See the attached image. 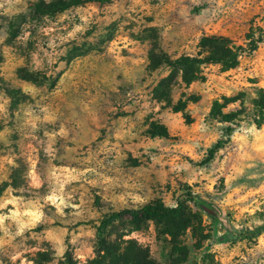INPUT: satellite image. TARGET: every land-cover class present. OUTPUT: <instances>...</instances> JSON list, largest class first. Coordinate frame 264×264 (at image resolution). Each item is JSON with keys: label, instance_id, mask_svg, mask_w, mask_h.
Segmentation results:
<instances>
[{"label": "rangeland", "instance_id": "rangeland-1", "mask_svg": "<svg viewBox=\"0 0 264 264\" xmlns=\"http://www.w3.org/2000/svg\"><path fill=\"white\" fill-rule=\"evenodd\" d=\"M35 1L0 0V264H110L101 239L152 264H264V0H108L52 16ZM259 32L233 68L165 84L171 102L196 97L183 112L153 96L170 70L147 67L149 53L171 62L202 36L244 45ZM213 103L232 133L203 165L227 126ZM153 121L165 138L147 134ZM159 203L187 214L173 239L150 219L98 234L107 214Z\"/></svg>", "mask_w": 264, "mask_h": 264}, {"label": "trees", "instance_id": "trees-1", "mask_svg": "<svg viewBox=\"0 0 264 264\" xmlns=\"http://www.w3.org/2000/svg\"><path fill=\"white\" fill-rule=\"evenodd\" d=\"M108 0H36L32 3V12L41 16H52L56 13L63 12L69 8L77 7L85 3H98L103 4ZM262 33L247 34L244 38V45H236L232 41L222 36H202L198 41V52L194 56L180 55L171 62L166 58H155L152 53H149V66L150 69H154L159 65L167 67L169 74L157 82L156 86L152 90L153 96L156 100L164 102V108L171 110L173 113L183 112L185 104L187 102H194L195 96H184L183 92L179 93L177 99L171 102L170 89L167 88V84L180 86L187 88L192 82L202 80L201 68L208 64H217L224 69L233 68L238 57L241 55H250L253 53L258 44L261 42ZM166 84V85H165ZM9 95L14 94V91H8ZM257 107L260 111H264V99L262 98L257 102ZM220 107L213 103L210 115L212 118H217L219 122L226 123L223 136L217 139L211 146L205 151V156L202 159V164L209 163L216 152L220 150L229 139L232 133V119L230 114H222ZM147 134L151 138H165L166 130L157 121L150 122L147 125ZM189 199L194 200L191 196ZM198 205L203 209L212 213V209L209 205L196 201ZM187 214L180 203H176L174 207H167L162 204H146L142 205L135 210H120L117 212H111L100 222L98 227V234L102 235L104 230L114 221L129 220L130 222H139L141 219H150L155 223L167 222L168 229H165L163 234L169 236L171 239L175 237V233L172 230H176L178 235L182 230L189 227V221ZM99 246L105 248L108 252V258L110 264H152L147 252L142 248L136 246L128 250L123 249L121 252H117L116 248L112 246L110 249L105 246V242L99 240ZM185 250L182 249L181 259L185 258Z\"/></svg>", "mask_w": 264, "mask_h": 264}]
</instances>
